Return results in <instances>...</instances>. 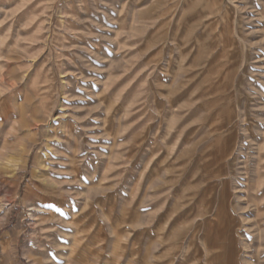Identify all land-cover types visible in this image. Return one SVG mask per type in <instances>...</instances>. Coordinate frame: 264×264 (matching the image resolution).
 <instances>
[{"label": "rangeland", "instance_id": "rangeland-1", "mask_svg": "<svg viewBox=\"0 0 264 264\" xmlns=\"http://www.w3.org/2000/svg\"><path fill=\"white\" fill-rule=\"evenodd\" d=\"M0 264H264V0H0Z\"/></svg>", "mask_w": 264, "mask_h": 264}, {"label": "bare ground", "instance_id": "bare-ground-1", "mask_svg": "<svg viewBox=\"0 0 264 264\" xmlns=\"http://www.w3.org/2000/svg\"><path fill=\"white\" fill-rule=\"evenodd\" d=\"M69 257V256H68Z\"/></svg>", "mask_w": 264, "mask_h": 264}]
</instances>
